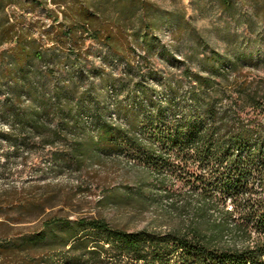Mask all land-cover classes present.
Here are the masks:
<instances>
[{
  "label": "rangeland",
  "instance_id": "obj_1",
  "mask_svg": "<svg viewBox=\"0 0 264 264\" xmlns=\"http://www.w3.org/2000/svg\"><path fill=\"white\" fill-rule=\"evenodd\" d=\"M17 1L9 3L20 28L13 38L41 54L22 62L38 73L29 84L73 88L76 93L67 96L83 129H69L68 115L43 110L39 89L32 95L23 88L10 92L14 77L0 79V264H71L76 254L66 252L68 245L62 248L59 239L65 228L45 230L55 220L99 218L129 231L163 232L188 218L177 206L194 191L167 173L160 184L157 173L128 153L126 143L119 141V148L105 153L89 140L94 111L124 126L130 110L145 101L141 87L150 91L167 118L193 105L188 96L196 86L193 75L207 77L216 114L227 109L226 120L234 112L244 121L253 120L264 138V111L236 98L244 86L264 92V0H230L229 8L217 0H141L146 22L138 33L129 24L116 25L105 13L98 19V38L76 32L69 39L57 36V23L47 12L55 5L49 0ZM64 1L65 12L58 19L65 15L69 24L90 0ZM104 1L109 5L115 0ZM108 31L112 39L106 46ZM10 46L4 41L0 50ZM5 62L0 58V68ZM77 93L84 94L78 104ZM33 121L37 129L31 127ZM43 230L45 241L19 248L24 237ZM80 235L90 241L97 236L85 230L70 241ZM105 259L101 264H114Z\"/></svg>",
  "mask_w": 264,
  "mask_h": 264
},
{
  "label": "trees",
  "instance_id": "obj_2",
  "mask_svg": "<svg viewBox=\"0 0 264 264\" xmlns=\"http://www.w3.org/2000/svg\"><path fill=\"white\" fill-rule=\"evenodd\" d=\"M49 1L55 8H47V12L57 23V36L62 39L72 38L76 32L98 38L101 35L98 19L105 13L113 16L116 25L129 24L135 33L146 22L141 0H115L109 5L104 0H90L75 12V23L69 24L65 15L58 19V14L65 12V1ZM217 1L224 8L231 5L230 0ZM10 2L18 1L0 0V44L11 43L8 50H0V58L6 61L0 68V79L14 77L7 87L10 92L23 88L32 95L39 89L43 110L68 115L69 129H83L73 117L76 107L69 103L67 96L76 93L73 88L67 91L64 85L48 87L41 81L34 87L29 84L38 73L24 68L22 62L41 54L27 49L20 38H13L20 28L16 17L11 15ZM111 39L108 31L104 36L106 46ZM193 77L196 86L188 91V96L194 106L191 104L188 111L171 113L166 118L164 109L151 99L150 91L141 87V98L145 101L141 100L130 110L124 126L95 110L94 134L89 139L95 149L105 153L119 148V141L126 143L128 153L138 156L145 169L157 173L160 184L165 182L167 173L181 186L194 191L193 196L185 195L183 203L177 206L178 211L189 213L188 218L181 226L163 232L146 228L129 231L99 218H66L47 223L45 230L50 232L57 226L65 228L59 239L62 248L68 245L66 252L76 254L71 264H101L106 257L114 264H120L123 258L122 264H264V138L261 125L240 119L236 112L230 121L226 120L227 109L217 115L215 99L208 90L212 83L207 77ZM83 96L77 93V104L82 102ZM236 98L264 111V92L256 87H241ZM238 99H234L237 105ZM150 106L155 109L150 111ZM14 118L19 120L17 112ZM30 125L37 129L34 121ZM137 129H140L139 134ZM155 143L161 148L157 149ZM45 230L24 237L19 248L30 249L37 241H45L48 235ZM85 230L95 232L96 239L90 241L80 235L70 241Z\"/></svg>",
  "mask_w": 264,
  "mask_h": 264
}]
</instances>
